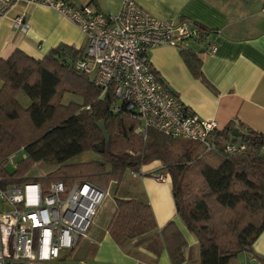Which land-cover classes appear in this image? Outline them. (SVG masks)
Returning <instances> with one entry per match:
<instances>
[{
    "label": "trees",
    "instance_id": "16d2710c",
    "mask_svg": "<svg viewBox=\"0 0 264 264\" xmlns=\"http://www.w3.org/2000/svg\"><path fill=\"white\" fill-rule=\"evenodd\" d=\"M196 27L204 38L206 31ZM181 53L198 75L199 61L191 52ZM82 57V52L60 44L40 60L19 50L0 59L2 172L8 176L7 158L23 149L26 167H54L48 176L31 181L48 184L79 179L75 181H88L102 189L112 184L114 212L107 225L112 242L132 249L145 247L154 256L164 248L171 264H181L187 244L175 223L170 221L157 230L148 203L131 193L125 182L129 172L158 161L170 179L176 214L197 240L199 264H229L240 254L252 255V244L264 230V136L249 130L236 138L231 124L217 132L215 142L221 151L222 142L240 141L246 147L241 154L204 153L198 144L154 130H147L143 138L135 133L140 122L134 113L110 112L111 95L101 98L90 78L75 70ZM65 91L80 95L83 103L62 105ZM19 93L28 99V107L18 102ZM21 115L26 118V130L20 125ZM96 122L104 124L109 136L101 152L97 145L102 136ZM24 131L32 133L29 139ZM89 150L98 152L102 161L71 162ZM9 177L13 183L27 182L20 173ZM210 201L224 215L222 219L214 218Z\"/></svg>",
    "mask_w": 264,
    "mask_h": 264
},
{
    "label": "built area",
    "instance_id": "2783aa9c",
    "mask_svg": "<svg viewBox=\"0 0 264 264\" xmlns=\"http://www.w3.org/2000/svg\"><path fill=\"white\" fill-rule=\"evenodd\" d=\"M50 9L74 25L86 41L82 59L74 68L86 74L100 89V97H112L109 110L118 114L132 111L140 122L136 134L147 130L198 144L204 153L241 154L240 141L215 142L214 120H202L185 107L160 83L147 62L154 47L171 46L185 51L201 39L198 28L186 22L158 20L133 0H120L115 15H105L92 5L74 6L66 0H0V20L17 3ZM13 27L25 31L23 15ZM209 44L206 53L215 54ZM16 153L5 164L12 163ZM133 178L141 175L129 173ZM164 182L167 175L156 177ZM91 182L13 183L0 167V264H91L71 261L81 239H87L97 211L107 197Z\"/></svg>",
    "mask_w": 264,
    "mask_h": 264
},
{
    "label": "crops",
    "instance_id": "0c3cea01",
    "mask_svg": "<svg viewBox=\"0 0 264 264\" xmlns=\"http://www.w3.org/2000/svg\"><path fill=\"white\" fill-rule=\"evenodd\" d=\"M66 1L74 6L90 4L105 15H115L120 9V0ZM133 1L158 20L186 22L206 31L204 38L190 42L185 50L199 61L198 75L192 73L181 50L159 46L147 52L148 64L185 109L199 119L214 120L218 131L231 124L238 134L250 130L264 136V0ZM19 14L27 24L24 32L13 27V18ZM60 44L84 53L86 41L74 25L50 9L20 1L0 20V59L19 50L40 60ZM209 44L216 46L215 54L206 53ZM135 173L141 177L130 176L129 191L148 203L157 230L170 221L175 223L187 244L181 264H194L196 255L199 264L197 240L176 214L169 177L164 182L156 179L167 175L164 167L153 161ZM107 212L104 233L96 234L90 228L85 239L95 246L100 262L171 264L164 248L154 256L145 247L115 245L107 233L114 201ZM251 250V257L241 254L244 264L251 259L264 264V230Z\"/></svg>",
    "mask_w": 264,
    "mask_h": 264
},
{
    "label": "rangeland",
    "instance_id": "374dc122",
    "mask_svg": "<svg viewBox=\"0 0 264 264\" xmlns=\"http://www.w3.org/2000/svg\"><path fill=\"white\" fill-rule=\"evenodd\" d=\"M19 15H22V14H19ZM17 99L23 108L28 107L29 101L23 94L19 93L17 95ZM82 103H83V99L81 98L80 95H78L76 93L65 91V92H63V94L61 96V104L64 106H68L70 104L81 105ZM19 122H20L21 127L24 130H26V127H25L26 118L24 115L20 116ZM28 134L31 135L32 133L24 131L25 139L30 137ZM101 161H102V156L98 152H94L92 150H89V151L84 152L80 156L74 158L71 162L72 163H88V162H101ZM26 164H28V163L26 160L25 152L23 151V149H20L17 151V153L13 157L12 163L5 164L4 169L7 172L8 176H12V177L14 176L15 177V175L20 173L22 179H24L27 182L34 180V179H39V178L48 176L49 173L54 171L53 166H44L42 164H33V165L26 167L25 166ZM130 176L131 175L129 173H128V175L126 174L125 182H128V183L132 182L130 180H133V178H131ZM72 180H74V181H72ZM72 180L68 181V182H77L75 180H79V179H72ZM99 184L102 186H105V183H99ZM195 186H198L197 181L195 182ZM107 187H108L107 197L104 199L102 205L98 209L96 217L93 221V225L91 227L92 230L96 231V234H100V235H102L104 233V230L106 229L105 228V217H106V215L108 213L107 211L109 210L110 205L112 204V201H113L112 184H110L109 186L107 185ZM210 205H211V209H212L214 218L216 220L222 219V217L224 215H221V216L219 215V210L216 208V206L213 204V202H211ZM104 209L106 211L105 213H104ZM196 250L197 249H194L195 252H196ZM68 258H70L71 261H73V262L86 261V262L91 263V264H108V263L100 262L98 260L99 256H96L95 246L92 245L89 241H87L85 239H81L79 241L78 246L74 250V252L68 254ZM193 261H194V264H198L197 255H196V257H194ZM244 263H246V262L243 259V257L241 256V254L236 256L235 258H233L230 262V264H244Z\"/></svg>",
    "mask_w": 264,
    "mask_h": 264
},
{
    "label": "water",
    "instance_id": "95a60500",
    "mask_svg": "<svg viewBox=\"0 0 264 264\" xmlns=\"http://www.w3.org/2000/svg\"><path fill=\"white\" fill-rule=\"evenodd\" d=\"M96 128L99 130V132L101 133L102 136V141L99 145H97L98 148V152H101L104 146H108L109 143V136L105 130L104 124L102 122H96L95 123ZM232 135L234 137H239V134L237 132H232ZM249 257H251V255H249ZM249 264H259L258 261H256L255 259H251L249 261Z\"/></svg>",
    "mask_w": 264,
    "mask_h": 264
}]
</instances>
